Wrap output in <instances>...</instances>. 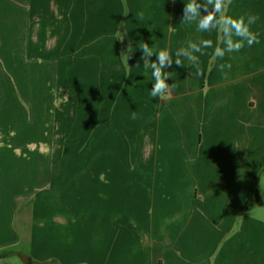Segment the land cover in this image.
<instances>
[{
    "label": "crops",
    "instance_id": "obj_1",
    "mask_svg": "<svg viewBox=\"0 0 264 264\" xmlns=\"http://www.w3.org/2000/svg\"><path fill=\"white\" fill-rule=\"evenodd\" d=\"M186 2L0 0V253L29 249L0 264H264V0H231L224 14L257 16L260 42L223 59L218 29L182 22ZM202 39L213 42L192 53L203 74L183 54L177 66L176 51ZM143 42L172 56L163 99L150 94ZM73 120L94 138L89 160L91 141L62 160ZM113 122L134 139L143 126L142 140L125 151L117 141L114 159L98 162ZM19 212L30 221L21 237Z\"/></svg>",
    "mask_w": 264,
    "mask_h": 264
},
{
    "label": "clouds",
    "instance_id": "obj_2",
    "mask_svg": "<svg viewBox=\"0 0 264 264\" xmlns=\"http://www.w3.org/2000/svg\"><path fill=\"white\" fill-rule=\"evenodd\" d=\"M175 3V0H172ZM231 3V0H206V4H200L197 0H187L184 10L182 22H197V30L201 32H211L213 29H218L222 33V40L225 47L221 48L217 46L214 51L215 57L223 59L226 52H238L244 46L245 42L248 47L253 44H258V34L250 30V26L253 25L258 19L255 15H248L247 18L240 16L239 18H233L232 16L225 15L227 6ZM211 5L212 10L208 11L207 6ZM205 10L206 15L201 14V8ZM235 38V39H234ZM212 41L210 39H202L199 43L189 42L187 47L178 49L175 53V64L180 67L185 65L182 63L180 57L183 54L191 65L195 66L197 75H202L203 71L199 66V59L197 56H193L192 53L204 54L203 49L212 47ZM142 49L145 59V67L152 69V76L154 78L153 87L150 89V94L153 98H165L170 93V85L166 82L171 77L164 70L166 67H170L173 63L171 54L167 50H161L158 53L153 52L147 43L138 46ZM153 54L157 56L156 61H150L149 57ZM220 71L224 72L227 67L231 68V65L221 64ZM225 77L227 73H224Z\"/></svg>",
    "mask_w": 264,
    "mask_h": 264
},
{
    "label": "rangeland",
    "instance_id": "obj_3",
    "mask_svg": "<svg viewBox=\"0 0 264 264\" xmlns=\"http://www.w3.org/2000/svg\"><path fill=\"white\" fill-rule=\"evenodd\" d=\"M5 74H6V77H7V82L12 84L13 80L15 78L14 73H12L10 71H7ZM76 77H78V75ZM73 78L75 79V77H73ZM37 82H39L38 81V76H37ZM30 83L28 82V85ZM76 83L77 82L74 81L72 84H68V85L65 84V86L69 88L70 93L72 94V96L77 94V91H76V88H75ZM10 88L11 87L9 85L7 87L8 91L12 90L14 95H15V97L19 99L20 98V92L18 90L16 91V90L10 89ZM54 92H56V89H54ZM19 101H20V99H19ZM23 108H25V110L27 112H30L28 106L23 105ZM73 121H74L73 122V126L76 128L75 134L72 135L71 133H67L66 135H61L63 140L60 141V142H63V148H65V146L67 147V149H66L67 153L66 154L62 153V156H65V157H63L62 160L70 161L71 158L75 156V154H76L75 151L79 150V148L81 147V145L83 143L87 144L89 141H91L90 144H89V147H87V152L83 155V159L89 160L90 158L88 156V151L92 147L94 138H93L92 134L88 138L84 136L86 134L85 133V127H84L83 122L81 120H73ZM99 121L100 122L98 124V127L99 126H105V124L107 122L106 120H102V119H99ZM52 123H56V122L54 121ZM89 123H91V127H97V118L93 119ZM87 124H88V122H87ZM116 125H117V128L114 127ZM128 125H129V123H128ZM126 127H127V124L125 122H117V123L113 122L112 124H109L108 131L110 130V132L113 135L112 141H110V143H105L106 139H105V137L103 135L99 139H97V145H98L97 154H93L92 155V159H97L98 162L99 161H104L106 159L113 160L115 155H116L114 153V151H118L119 150V148L115 147V145L117 144V141L120 143V145H121L120 149L123 150V151H125L126 148L129 149L130 146L136 147L138 145V143L141 142V140H142V131L141 130H142L143 126H139L138 127L139 131H140V135H139V137L137 139L131 138V137H129L127 135V132L125 130ZM81 128H82V130H84L83 132H81V130H80ZM112 128H113V130H112ZM62 133H63L62 130H60L59 134H62ZM106 150H109V151L105 152ZM100 151H104V152H100ZM117 159L121 160L122 162L127 161V157L124 154H122V156L119 155L117 157ZM128 159H130V158H128ZM135 160H136V158H135ZM57 167H58V165H55V170H53V171L58 170ZM64 171L67 172L69 170H63V172ZM81 171H82L81 169L78 170V172H81ZM89 171H92V170H89ZM261 176H262V178H264L263 177L264 176V172L259 173V177L258 178H260ZM87 178L91 179L92 177L91 176H87ZM258 208H259V210L260 209L264 210V196H263V200L259 204ZM29 213H31V209H30ZM24 215H25L24 213H22L20 215V212H19V215L15 217V222H14V229H15V231H17V233L19 234L20 237L22 236V231L24 230V228H28V231H29L30 221H29V219L25 221ZM10 251H15L17 253L21 251V252H23L22 256H24L25 254L29 253L28 252L29 249L26 248V246L22 247V246H17V245H16L15 248H12V250H10ZM16 260L21 262L19 259H16Z\"/></svg>",
    "mask_w": 264,
    "mask_h": 264
},
{
    "label": "trees",
    "instance_id": "obj_4",
    "mask_svg": "<svg viewBox=\"0 0 264 264\" xmlns=\"http://www.w3.org/2000/svg\"><path fill=\"white\" fill-rule=\"evenodd\" d=\"M264 172V170H263ZM257 202V193L256 191L252 194L250 200L247 203V207H252L256 204ZM11 254H13V252L11 251H5L3 253H0V259H4V258H9L11 256ZM28 264H34V262L32 260H30L29 258L27 259Z\"/></svg>",
    "mask_w": 264,
    "mask_h": 264
}]
</instances>
